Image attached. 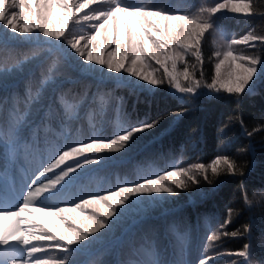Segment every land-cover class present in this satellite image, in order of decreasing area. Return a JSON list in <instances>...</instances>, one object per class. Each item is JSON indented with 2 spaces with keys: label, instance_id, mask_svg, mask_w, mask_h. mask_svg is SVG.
Listing matches in <instances>:
<instances>
[{
  "label": "trees",
  "instance_id": "16d2710c",
  "mask_svg": "<svg viewBox=\"0 0 264 264\" xmlns=\"http://www.w3.org/2000/svg\"><path fill=\"white\" fill-rule=\"evenodd\" d=\"M128 2L195 16L202 8L217 3L231 6L238 0ZM245 2L251 5L248 15L224 11L209 17L214 27L202 38V61L192 55L185 58L190 71L196 66V79L211 82L219 62L217 52L223 59L232 40H242L249 34L264 36V0ZM91 30L90 25L77 24L72 34L86 36ZM48 39L40 33L30 40L16 39L0 26V132H8L11 113L33 122L24 129L11 162L6 155V136L0 138V196L4 203H22L32 175L42 161L46 162L54 145L65 143V136L73 140H86L93 134L111 138L122 124L136 126L142 121L159 120L155 128L136 134L126 149L108 154L111 158L101 164L78 171L65 187L63 201L53 197L37 206L71 207L88 194L104 195L126 181L154 178L174 168H188L195 163L209 165L218 156L229 157L243 174L213 177L209 169L211 184L201 176L199 185H190L176 195L165 194L157 202L145 200L127 210L87 248L71 253L66 264H150L153 260L199 264L205 258H211L210 264H245V258L236 255L245 243L255 248L254 262L264 258V72L258 73L253 88L239 97L223 93L179 95L170 91L167 81L148 87L135 78L117 87L112 79L100 83L99 73L79 71L66 51L68 47L62 46L65 42H45ZM234 55L264 60V43L257 40L254 44H237ZM229 62L226 60L222 69ZM152 68L159 69L157 74L162 77V68L154 62ZM183 68V63L178 65L179 71ZM48 76L60 85L55 92L51 81L41 83ZM60 96L78 104L75 117L69 118L64 112ZM117 105L121 106L119 114ZM181 109L185 110L183 115H179ZM37 125L34 141L33 128ZM245 194L251 206L245 203ZM22 215L63 231L56 217L39 211ZM226 220L231 223L225 225ZM245 225H251L250 233H243ZM233 232L237 235H231ZM213 234L216 240L209 239ZM21 254V249L0 248V260ZM47 255L63 258L55 251Z\"/></svg>",
  "mask_w": 264,
  "mask_h": 264
},
{
  "label": "snow or ice",
  "instance_id": "6c2138e0",
  "mask_svg": "<svg viewBox=\"0 0 264 264\" xmlns=\"http://www.w3.org/2000/svg\"><path fill=\"white\" fill-rule=\"evenodd\" d=\"M57 10L66 16L58 29L51 26ZM224 11L248 15L251 5L245 0H238L231 6L217 3L214 7L202 8L195 16H189L173 14L164 7L130 3L128 0H0V22H3L5 30L10 29L12 33L28 40L40 33L49 38L45 42L66 41L81 60L79 71L99 73L100 83L112 79L119 87L132 83L131 78H136L144 82L145 86L156 87L167 81L181 94L218 96L223 93L239 97L250 91L258 73L264 72V60L234 55V46L254 44L257 40L264 43V36L249 34L242 40H232L228 50L222 54L223 59H220L221 53L217 52L219 62L215 64V75L210 83L202 78L196 79V66L193 65L190 71L185 59L192 55L197 61H202V38L214 27L209 17ZM20 20L23 21L22 25L18 22ZM77 24L90 25L92 30L87 36H76L72 34V29ZM100 37L102 39L98 40ZM226 60L230 61L228 68H232L231 61L240 63L237 65L239 71L235 74L228 72L225 78L221 68ZM152 62L163 69L162 77L157 74L159 69L152 68ZM181 63L184 64L183 71L178 70ZM7 71H12V68ZM50 81L55 92L60 85L52 76L46 77L41 83L43 85ZM201 89L206 92H201ZM59 99L67 116L75 117L78 104L69 102L63 96ZM100 99L103 103L104 98ZM116 107L119 114L121 106ZM184 111L181 109L179 115H183ZM32 123L25 121L23 116L10 114L8 132H0V138L6 136L4 142L9 162L15 158L24 129ZM158 124L159 120L142 121L136 126L122 124L111 138L93 134L86 140H73L65 136V143L54 145L48 152L46 162H41L40 168L31 177V183L27 184L22 203L18 206L7 205L0 196V248L22 250L21 255L0 260V264H66L71 253L87 248L107 233L127 210L142 205L145 200L157 202L165 194L176 195L179 190H186L190 185H199L201 176L211 184L209 169L213 177L243 174L242 168L229 157L218 156L209 165L195 163L188 168H174L154 178L126 181L124 186H117L115 191H108L104 195L88 194L87 198H80L71 207L37 206L42 200L53 197L63 201L64 189L74 180L78 171L92 164H101L105 158L110 159L108 154L126 149L136 134L151 130ZM38 127L33 128L34 141L37 139ZM56 170H59L58 174ZM41 178L43 182H40ZM245 203L249 206L252 204L246 194ZM36 211L58 218L64 226L63 231L22 215ZM229 223L231 220L225 221V225ZM250 231L251 225H245L243 233ZM231 235L236 236L237 233ZM209 239L216 240V234ZM49 251H55L63 258L50 257L47 255ZM254 253L253 244L245 243L236 255L245 258V264H264V258L253 261ZM210 261L211 258L201 259L199 264H210ZM150 264L167 262L153 260Z\"/></svg>",
  "mask_w": 264,
  "mask_h": 264
},
{
  "label": "rangeland",
  "instance_id": "374dc122",
  "mask_svg": "<svg viewBox=\"0 0 264 264\" xmlns=\"http://www.w3.org/2000/svg\"><path fill=\"white\" fill-rule=\"evenodd\" d=\"M66 18V16H65V14H63L60 10H57V11H55V13H54V15H53V18H52V21H51V26L53 27V28H56V29H58L59 27H60V25H61V23H62V21L64 20ZM19 22V24H23V21L22 20H20V21H18ZM171 23H176L175 21H172ZM0 26L4 29V31H5V28H4V25H3V22H0ZM6 32L10 35V36H14V37H16V39H18V38H20V39H23L22 37H20L19 36V34H15V33H12L11 32V30L9 29V30H6ZM88 33H89V31H88ZM87 33V34H88ZM87 36V35H86ZM100 39H102V37L101 38H99L98 40H100ZM56 43H57V41H55ZM59 45H61V44H59ZM62 46H67L68 48H66V51L71 55V57L73 58L72 60L77 64V65H79L80 63H81V60H80V58H79V56H78V54H76L69 46H68V44L66 43V41H65V43H63L62 44ZM98 46V45H97ZM239 64V62L238 61H232V68H228L227 66H225V67H223V69L221 68V72L222 73H224L223 75H224V77L226 78L227 77V75H228V72H233V74H235V73H237L238 71H239V69L237 68V65ZM149 70H151V69H149ZM135 80H136V78H135ZM138 81V80H137ZM140 82V81H139ZM169 89H170V91H172V92H177V93H179L178 91H176V90H174L171 86H169ZM201 92H206V90L204 89V90H200ZM179 95H182L181 93H179Z\"/></svg>",
  "mask_w": 264,
  "mask_h": 264
}]
</instances>
